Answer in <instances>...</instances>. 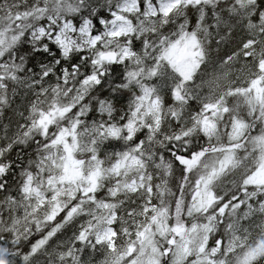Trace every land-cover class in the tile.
<instances>
[{"label": "snow or ice", "instance_id": "obj_1", "mask_svg": "<svg viewBox=\"0 0 264 264\" xmlns=\"http://www.w3.org/2000/svg\"><path fill=\"white\" fill-rule=\"evenodd\" d=\"M0 264H264V0H0Z\"/></svg>", "mask_w": 264, "mask_h": 264}, {"label": "trees", "instance_id": "obj_2", "mask_svg": "<svg viewBox=\"0 0 264 264\" xmlns=\"http://www.w3.org/2000/svg\"><path fill=\"white\" fill-rule=\"evenodd\" d=\"M215 71H219L218 67H217L215 64H210V65L207 67V69L205 70L206 75H205L204 78H205V79H208L209 76H210V74H211L212 72H215ZM67 235H70V232H69Z\"/></svg>", "mask_w": 264, "mask_h": 264}, {"label": "bare ground", "instance_id": "obj_3", "mask_svg": "<svg viewBox=\"0 0 264 264\" xmlns=\"http://www.w3.org/2000/svg\"><path fill=\"white\" fill-rule=\"evenodd\" d=\"M213 73V72H212Z\"/></svg>", "mask_w": 264, "mask_h": 264}]
</instances>
